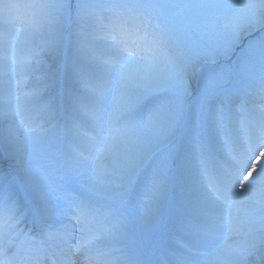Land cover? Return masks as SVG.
<instances>
[{
    "label": "snow or ice",
    "instance_id": "1",
    "mask_svg": "<svg viewBox=\"0 0 264 264\" xmlns=\"http://www.w3.org/2000/svg\"><path fill=\"white\" fill-rule=\"evenodd\" d=\"M0 264H264V0H0Z\"/></svg>",
    "mask_w": 264,
    "mask_h": 264
}]
</instances>
